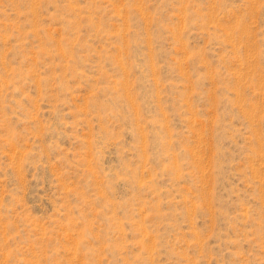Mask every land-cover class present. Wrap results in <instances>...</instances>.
<instances>
[{"label":"rangeland","instance_id":"1","mask_svg":"<svg viewBox=\"0 0 264 264\" xmlns=\"http://www.w3.org/2000/svg\"><path fill=\"white\" fill-rule=\"evenodd\" d=\"M0 264H264V0H0Z\"/></svg>","mask_w":264,"mask_h":264}]
</instances>
